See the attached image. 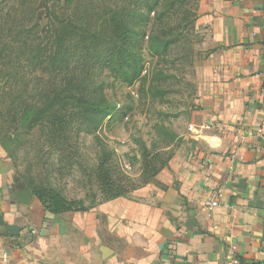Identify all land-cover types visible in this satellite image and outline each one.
I'll list each match as a JSON object with an SVG mask.
<instances>
[{
  "label": "crops",
  "instance_id": "crops-1",
  "mask_svg": "<svg viewBox=\"0 0 264 264\" xmlns=\"http://www.w3.org/2000/svg\"><path fill=\"white\" fill-rule=\"evenodd\" d=\"M195 28L196 131L159 184L92 210L89 264H264V0H201Z\"/></svg>",
  "mask_w": 264,
  "mask_h": 264
},
{
  "label": "rangeland",
  "instance_id": "rangeland-1",
  "mask_svg": "<svg viewBox=\"0 0 264 264\" xmlns=\"http://www.w3.org/2000/svg\"><path fill=\"white\" fill-rule=\"evenodd\" d=\"M10 2L24 3L35 9L30 27L38 31L42 43L47 44L51 40L47 32L54 23L49 8H55L60 17L66 15L65 18L76 19L93 5L103 10L106 7L115 8V5L121 7L126 0ZM200 2L188 0V12L173 15L163 25L155 21L154 13L149 15L147 28L143 25L146 36L155 32H166L170 36L173 32L178 36L176 43L166 57L155 59L147 49L148 37L144 38L139 52L143 58V71L132 84L123 82L111 72L104 73L102 79L106 83L108 100L127 107L125 115L113 121L107 120L93 136L85 133L77 138L74 136L72 139L78 148L74 160L62 159L55 147L42 144L41 129L38 127L29 131L18 129L17 139L15 130L0 124V203L8 206V214L12 215L6 222L21 228L18 236L10 238L5 236V229L0 226V255L5 251L10 254L5 264H89L90 256L94 258L97 254L96 246L87 242L93 227L97 230L93 225L95 211L61 216L48 214L37 199L26 193L29 181L36 184L50 182L69 200H85L90 204L91 199L96 197L93 195L99 194V191L94 183L89 182L85 168L92 169L97 163L100 150L97 138L115 151L114 160L120 165V170L138 185L141 183L143 145L167 158H172L181 147L183 138L179 136L191 132L189 122L198 107L195 81L196 63L202 59L198 49L201 37L192 22L198 16ZM3 8L4 15L8 5ZM166 23L170 28L166 27ZM27 75L28 82L34 86L37 77L31 72ZM7 103H2L0 97V111L7 107ZM129 166L130 169L127 168ZM135 193L132 192L127 200H135ZM25 201L29 203L24 204ZM96 201L100 202L101 197H97ZM98 217L100 231L110 234L104 230L106 217Z\"/></svg>",
  "mask_w": 264,
  "mask_h": 264
},
{
  "label": "trees",
  "instance_id": "trees-1",
  "mask_svg": "<svg viewBox=\"0 0 264 264\" xmlns=\"http://www.w3.org/2000/svg\"><path fill=\"white\" fill-rule=\"evenodd\" d=\"M10 1L0 2V97L2 103L8 102L0 111V124L15 132L40 128L42 144L55 147L59 157L69 161L77 156L74 136H93L107 120L125 115L127 107L108 100L104 73L111 72L132 84L143 71L139 52L144 38L148 37L147 49L155 59L166 57L176 43L178 36L173 32L170 36L166 32L146 36L143 25L146 29L149 15L154 13L155 21L163 25L173 15L188 12V0H126L121 7L103 10L93 5L76 19L60 17L55 8H49L54 23L47 32L51 40L43 44L39 32L30 27L35 9ZM5 4L8 10L3 15ZM29 72L37 77L34 86L28 82ZM97 140V163L92 169L86 167L85 172L99 194L87 204L85 200H69L50 182L29 181L26 193L37 199L46 213H87L99 205L128 198L140 187L159 184L158 175L172 159L143 145L138 185L120 170L114 160L115 151ZM97 197H101L100 202ZM6 223L0 213V226L10 237Z\"/></svg>",
  "mask_w": 264,
  "mask_h": 264
},
{
  "label": "water",
  "instance_id": "water-1",
  "mask_svg": "<svg viewBox=\"0 0 264 264\" xmlns=\"http://www.w3.org/2000/svg\"><path fill=\"white\" fill-rule=\"evenodd\" d=\"M6 227L11 238L18 236L21 232V228L18 225L6 223ZM101 252L103 254V259H107L110 255L113 254V251H111L107 247H103L101 249Z\"/></svg>",
  "mask_w": 264,
  "mask_h": 264
},
{
  "label": "built area",
  "instance_id": "built-area-1",
  "mask_svg": "<svg viewBox=\"0 0 264 264\" xmlns=\"http://www.w3.org/2000/svg\"><path fill=\"white\" fill-rule=\"evenodd\" d=\"M189 129H190V131L191 132H194V131H196L195 130V126H189ZM128 169H130V166L129 167H127ZM208 205L209 206H211V207H215V206H217L218 204H217V202H210V203H208ZM10 254H9V251H5V253L3 254H1L0 255V264H5V262H6V259L8 258V256H9ZM3 261V262H2Z\"/></svg>",
  "mask_w": 264,
  "mask_h": 264
}]
</instances>
